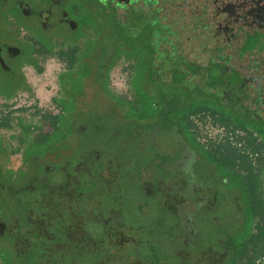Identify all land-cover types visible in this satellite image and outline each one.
I'll list each match as a JSON object with an SVG mask.
<instances>
[{
	"label": "flooded vegetation",
	"instance_id": "obj_1",
	"mask_svg": "<svg viewBox=\"0 0 264 264\" xmlns=\"http://www.w3.org/2000/svg\"><path fill=\"white\" fill-rule=\"evenodd\" d=\"M47 1V8L41 9L26 0H0V15L6 5H12L20 8L23 15L37 18L39 27L44 32H51L63 23L66 33L73 36L82 33L84 24H92L100 45L94 49L95 62L97 59L98 61L89 76L92 81L90 85L98 100L100 83L104 82L109 65L103 59L109 60L114 47L121 42L127 47V55L139 54L141 50L151 51L150 46L162 52L160 68L163 71L160 77L163 81L168 79L175 83L180 79L175 75L184 74L181 79L188 82V88L182 89L186 93L185 97L181 96L182 99L178 100L176 93L180 88L167 87L173 91L171 97L167 98V94L162 96L165 103L152 117H144L146 124L143 128L135 132L128 131L127 147L135 152L150 148L154 152V159L166 156L169 169L174 164L182 165L183 168L187 166L179 159L185 161L191 157L189 151L193 149L184 141L181 129L170 117L177 115L180 119H189L191 114L180 111V108L190 104L185 99L190 100L195 96L190 84H198L200 81L204 85L198 86L202 89L199 98L211 99L218 106L228 109L220 108L222 116L264 125V0H92L88 9L89 16L85 20L79 7L71 14L59 7L64 0ZM56 7L59 14L52 19L51 15L55 11L53 8ZM2 36L0 34V66L8 72L11 71L10 62L19 51L16 45L4 38L2 40ZM66 40L67 35L64 34L58 36L55 42L48 38L44 43L48 47L61 46ZM251 40L253 45L247 47ZM200 41H203L202 47ZM179 48L181 55L177 53ZM180 56L181 61H178ZM207 58L216 62L215 74L218 79L210 77L212 70L206 65ZM135 63L134 61V65ZM231 78L233 83L229 82ZM210 80H220L221 90L217 94L211 91L210 94L206 92L203 95V90H212L206 85ZM146 81L143 76L142 83ZM229 95L231 98L228 101ZM168 99L173 104H166ZM153 119H160L165 125L149 124V120ZM100 122L102 120L96 119L91 122L89 119L76 122L74 133L81 140L79 147L82 150L77 152V161L70 169L67 170L63 164L58 168L57 172L62 176L61 183L51 184V167L43 166L36 171L34 165L35 171L32 174L28 173L23 178L21 175L15 177L17 181L22 179V184H19L5 175L0 165L1 205L9 203L19 208H13L14 211L8 214H0V243L9 245L19 264H99L101 258L96 256L100 251H103L104 259L110 260L109 253L113 256V250L109 252L105 241H100V246L95 250L88 248L84 251V248L74 245L78 233H83L84 222L86 225L94 223L97 218L83 215V206H76L67 199L63 201L59 199L63 195L58 196L74 192L73 196L83 198L84 194L80 187L74 185L75 181L80 182V177L105 180V176H102L104 171L111 180L122 183L120 178L123 179L127 174L123 167L127 166L128 161L122 159L120 154L122 151L119 147L122 145H118V150L112 147L116 142L114 126L111 129L110 126L100 128ZM180 133L182 136H179ZM160 136H163L162 140H155ZM88 137L98 140L92 142ZM143 139L148 142V147L143 145ZM175 141H181L182 147L177 148ZM160 142L168 145L159 144ZM89 150L90 156L86 155ZM206 164L209 166L205 165L206 175L202 177L203 180L199 178L187 182L182 179L183 182L179 183L181 185L177 184L173 171H170L171 180L165 188L166 194L160 197L161 200L157 194L162 180V185L166 186L167 180L163 179L165 173L161 177L159 174L153 181L143 180V190H148V195L152 196L145 197V201H155L158 208H164V211L157 208V214H166L171 219L168 226L171 228L170 243L173 248L171 264H246L242 258L244 251L240 244V230L245 225L252 226L255 217L258 218L257 228L264 224V202L262 209L258 208L257 212L250 214L252 206H261L259 193L251 196L243 193L241 188L231 187L228 177L223 179V184L231 192L219 193L216 166L209 161ZM87 168L95 171L91 173ZM56 188L64 191L56 194ZM43 206V211L38 212L37 209ZM52 206H56L58 211L53 208L56 214L48 224L43 215ZM62 209L65 211L62 212ZM52 232H56L54 239H51ZM40 235L44 239L39 238ZM36 239L41 241L38 248ZM46 243L45 249L41 250ZM247 243L248 241L245 248ZM34 248L37 249L33 250ZM86 253L92 257L89 258V263H84L83 260Z\"/></svg>",
	"mask_w": 264,
	"mask_h": 264
},
{
	"label": "rangeland",
	"instance_id": "obj_2",
	"mask_svg": "<svg viewBox=\"0 0 264 264\" xmlns=\"http://www.w3.org/2000/svg\"><path fill=\"white\" fill-rule=\"evenodd\" d=\"M252 42L251 40V44L249 43L247 47L252 46ZM199 44L202 47L203 41H200ZM179 47H182L181 44ZM114 48L109 60L100 58L109 63L108 69L105 72V80L102 84L100 83V101L96 98L95 92L90 85L92 82L90 79L91 76H87L85 79L84 88L80 93L78 91L76 94L70 95L71 89H67L71 100L73 99L74 101L73 106H68L69 108L63 113L58 127H54L53 124L49 125L50 134L54 136L48 139L49 142H46L44 147L40 145L35 151H32L33 145L31 143V138H36V136L38 137V135L42 134L45 124L47 125V121L44 123L43 121L36 120L38 127L34 129V131H27L29 127L21 129V127L19 128V126L13 124V122L11 124L10 122L9 128H3L4 131L0 132V149H2L0 150V164L4 170L3 173L19 184H22V179L17 181L15 177L21 175L23 178V176L25 177L28 173L32 174V171H35L33 170L34 165L36 171L43 166L51 167L49 175L52 181L51 184L61 183L62 176L61 173L57 172L58 168L63 164L66 169H70L77 161V152L82 150V148L79 147L81 140L77 134L74 133L76 122H84V120L88 119L91 122V120L96 119L99 121L102 120V122H100V128H107L110 126L111 129L114 126L113 133L116 142L112 144V147L118 150V145H122V147H119L122 151L120 154L122 159L128 161L127 166L123 167V170H125L127 174L124 176V178L126 177L125 179L120 178L122 183L118 184L116 180H111L110 177H108L109 175L104 171L102 172V176H105V180H97V178L94 177H80V182L78 180L75 181L74 185L81 188L84 194L83 198L73 196L74 192L67 193L66 195L64 193L58 194L60 191H64L62 188H59V190L56 188L55 193L58 194V196L63 195L61 196L62 198H59L63 201L67 199V201H71L76 206H83V215H87L89 218L90 216L97 218L94 223L86 225V222H84L85 227L83 229L85 230L87 228L93 235L98 233V237L93 238L92 236H86L83 243L80 242V246L85 245L90 250H95V248L100 246L101 240L105 241L104 244L112 248L110 250H113L114 255L112 256L109 253L110 260L104 259L102 254L103 251L99 250L100 252L98 251L99 253L96 256V258L99 256L101 258L99 264H171L173 248L172 243H170L171 228L168 227L171 219L166 214H157V210L161 209V207L158 208L155 201H145V197L151 198L152 196L148 195V190L144 191L142 186L143 180L153 181L159 174L161 177V175L164 174V169L162 168L168 165L169 160L166 159V156L154 159V152L150 148L142 152H135L132 148L130 149L127 147L129 144L127 142V135L129 134L128 131L135 132V130L138 131L143 128L142 126L146 124L144 117H152L161 108L163 102L165 103L162 97L163 95L167 94V98L171 97L173 91H170L167 87L176 86L180 88L176 93V97L178 100H181V96L185 97L184 94H186L182 89L188 88V82L181 79L184 75L182 73H179V76L177 74L175 75L176 77H180L175 83L170 82L168 79L164 81L161 79L160 76L163 70L160 68V65H162L161 57H163V53L158 52L155 47L150 46L151 51L148 49L145 51L141 50L139 54L135 55H133V53L127 55V47L123 42L116 44ZM180 48V51L177 52L178 55H181ZM177 57L178 56H176V58ZM181 58L182 56L178 58V61H181ZM95 59L94 57L92 61L91 58H89L88 62L90 64H95L98 61L97 59L95 62ZM134 61L136 62L135 65ZM206 61V65H209L212 70V75H210V77L218 79L215 74V70L217 69L215 67L217 65L216 62H212L210 58H207ZM168 65H170V62ZM143 76L147 81L142 83ZM235 78L236 77L233 79L236 80ZM233 79L231 78L229 82L233 83ZM219 82L221 81L217 80V82H215L210 80L206 82L208 83L206 84L207 87L210 86L212 90H203V95L206 92L210 94L211 91L216 94L220 92L221 83ZM201 85H204L202 81L198 84H190V89L193 90L192 93L195 96L194 98H190V100L185 99L187 102L189 101L190 106L185 105L180 108V111H185L196 104L209 105L210 108L206 112L210 113L212 110H220V108L228 111V109L218 106L216 102L211 99H205L203 97L200 99L199 97L202 93V89L198 88V86L201 87ZM49 86L51 85L49 84ZM47 90L49 94H51L50 96H57L55 88H48ZM64 92L63 90L62 94H64ZM230 98L231 96L229 95L228 101ZM19 102L22 101L20 100ZM131 102L132 104H130ZM19 104L22 106L23 103ZM166 104L173 103L168 99ZM52 105L53 104L50 103L49 105L41 107L45 108L46 113L44 114H52L53 116L59 112V110H56V107L53 108L54 105ZM20 112H22L21 115L25 118V120L23 119L25 123L30 124L32 120H34L32 117L24 115L27 114L26 111ZM96 115L99 117L97 118ZM170 120H174L176 126L181 129L184 141L193 149L191 152L189 151L191 157H188L185 161L182 158L180 159V162H185L184 166H187L183 169L177 166L172 170L174 176L178 180L177 184L182 183V179H185L187 182H191L193 179H202V177L206 175L205 165L209 166L206 164L208 161L207 158L195 147L193 139L191 135L186 132V129L179 125L180 118L174 115V117H170ZM152 123L156 125L164 124L160 119L149 120V124ZM252 127L259 129L262 134L259 138L264 139V125L250 121L246 130L253 131L257 136V131H254ZM243 133H245V130L238 129V134ZM182 134L180 133L179 136H182ZM162 137L163 136L156 137L155 140L159 142L163 139ZM176 138L177 136L175 139ZM96 139L98 140V138L95 137H88V140L92 142ZM142 142L145 147H148L149 144L146 142V139H143ZM163 143L168 145L166 142H160L159 144ZM177 147L181 148V146ZM86 155L90 156L91 150H89ZM29 161H31V163H29ZM4 166L11 167L7 169L8 167ZM12 168H14L15 171H13ZM87 169L91 171V173L95 171V169ZM7 172H9V174ZM219 174L220 173L217 172L216 175ZM210 181L212 182L213 180ZM168 186L169 181L166 183V187ZM162 196V192L157 194L159 200H161L160 197L162 198ZM37 203L42 204L38 201ZM1 204L2 202L0 200V214H8L14 211L13 208L19 210L18 207L12 206L9 203ZM53 208H56V206H52V208L48 207L46 210L45 217H47L48 220H51V217L56 214ZM43 209L44 207H40L37 211L42 212ZM104 232H106L107 235L105 237L101 234ZM241 241L242 235L240 236V244L242 246L243 243ZM35 244L38 248L41 245V241L36 239ZM89 258L92 259L88 253L84 254V263H89ZM0 264H19V261L13 256V252L6 243H0Z\"/></svg>",
	"mask_w": 264,
	"mask_h": 264
},
{
	"label": "crops",
	"instance_id": "obj_3",
	"mask_svg": "<svg viewBox=\"0 0 264 264\" xmlns=\"http://www.w3.org/2000/svg\"><path fill=\"white\" fill-rule=\"evenodd\" d=\"M26 1L41 9H46L48 6L47 0ZM91 2L92 0H64L59 7L71 14H74L76 9H78L77 7H79L83 12L85 20L89 16L88 9L91 6ZM53 9L55 11H53L51 16L52 19H55L59 14V10L57 7ZM92 27L90 23L84 24V30L77 36L66 33L63 23L51 32H44L39 27L37 18L23 15L18 7L6 5L1 12L0 34L1 36L4 35V37L2 36V40L4 38L9 43L16 45L19 53L10 62L11 71L7 72L0 66V119L2 120H0V128H9L10 122L11 124L13 122V124L19 126V128L21 127V129L29 127L27 131H34L38 127L36 120L43 121L44 123L47 121V125L45 124L42 134L38 135V137L36 136V138H31L33 145L32 151L37 150V147L40 145L44 147L46 145L45 143L49 142L48 139L54 136L50 134L51 132L49 130V125L52 124V117H57L54 127H58L63 113L68 110L69 105L73 106L74 101L73 99L71 100L70 95L76 94L78 91L79 93L81 92L84 88L85 79L89 76V72L94 69L95 64H90L88 59L91 58L92 61L94 60V49L100 45V40L96 37ZM64 34L67 35L68 41L66 40L63 45H52L51 47L45 45L44 42L48 38H51L55 42L58 36ZM74 42H78V44L75 45ZM48 88H55L57 96H50L51 94H49ZM67 89H71L70 95ZM63 90L65 91L64 94H62ZM20 100L22 102H19ZM19 103H23L22 106ZM50 103L54 105H52L53 108L56 107V110H59L53 116L52 114H44L46 113L45 108H41ZM10 105H13L11 109L9 107ZM20 111H26L27 114L24 115L32 117L34 120L30 124L25 123L23 121L25 118L21 115L22 112ZM192 139L195 140L193 133ZM209 163L216 166L212 162ZM4 167H8L7 169H9L11 166ZM12 170L15 171L14 168ZM216 170L220 173L217 186L219 193L231 192V189L226 190L228 186L223 184L225 177L229 178V184H235L231 185V187H240L244 193L243 186L245 182L244 180L242 182L238 180L246 175V170V173H244V169H238V164L232 169L233 171L230 169L226 171L229 173L232 171V176L230 174L223 175V171L221 172L217 166ZM163 179H165V176ZM162 182L163 180L159 184V187L160 192L164 195L166 194L165 188L167 187H164ZM259 182L260 180L258 179L256 192L260 196H263L264 199V175H262L261 185ZM161 209L164 211V208ZM251 227L250 225L249 227L245 225L240 230V236L242 235L241 242L243 243L241 248L244 251L242 258L243 260L245 259L244 261L246 263L249 260L253 261V258L248 256L247 249L245 248L246 241L251 243V237H257L259 234V230L252 234ZM255 241L256 243H252L253 246L256 244V247H264V239H256Z\"/></svg>",
	"mask_w": 264,
	"mask_h": 264
},
{
	"label": "trees",
	"instance_id": "obj_4",
	"mask_svg": "<svg viewBox=\"0 0 264 264\" xmlns=\"http://www.w3.org/2000/svg\"><path fill=\"white\" fill-rule=\"evenodd\" d=\"M190 106V104H189ZM209 105H205V104H196L193 107H189L187 110H185V112H188L189 114H194V113H199V112H206L209 109ZM204 110V111H203ZM183 111V110H182ZM220 112H222V110H212L211 113L214 117V121L218 122L220 124H223L225 126H227V128H230L232 130V132L234 133L235 129H242L245 130V134L242 135L241 137H238L237 140L241 141L242 143V148H238L237 146L233 145L231 143V141H229L228 139H224L221 140L219 142L213 143L208 147H204L203 145L199 144L198 142H196L193 139V142L195 144V147L198 149V151L202 152V155L204 157L207 158V160L209 162L214 163L220 170L221 172L223 171V175L224 174H230L231 176L233 175V168L236 167V164H238V168H242V170H246L247 173L246 175L241 179H239V182H242L244 180V190L245 193H247L248 195L253 196L254 194H256V187L258 184V179L260 180V185L262 184V175H264V139H260L259 137L262 136L261 131L259 129H255L254 127H252L254 129V131H257L258 135L254 136L253 131L250 130H246L247 126L250 124V121L248 120H242V119H235L233 117H225L222 116L220 114ZM56 121H57V117H52V124L53 126L56 125ZM179 125L181 127H184L186 129V132H188L191 137H192V131L189 130V127L192 126V121L189 119H184L181 118L179 120ZM175 146H181L182 147V143L181 141L174 142ZM180 148V147H177ZM249 152H252L253 154H256L255 160L253 161L252 159L249 158ZM180 157V156H179ZM181 159V158H180ZM179 159V160H180ZM180 167L181 169H183L182 165L179 164H174L173 167L167 166V168H164V173H165V178L167 180V182L171 180V178L169 177V172L174 169V167ZM228 169L232 170L230 173L226 172L228 171ZM175 177V176H174ZM176 181L178 182L177 178L175 177ZM234 180V179H233ZM234 183V182H233ZM235 185V184H232ZM261 199V206L257 207V206H252L250 208V214H253L255 212H257L256 210L258 208L262 209L263 208V196H260ZM43 205H45L43 203ZM44 207V206H43ZM56 211H58L57 207L54 208ZM65 211L62 209V212ZM37 213V212H36ZM61 213V210H60ZM65 213V212H64ZM263 213H264V209H263ZM261 214V213H260ZM264 216V214L262 215ZM39 217V216H38ZM43 217L46 219L45 222H47L48 224L52 221V217L51 220H48L47 217H45L43 215ZM86 221V218L84 219ZM90 220V219H89ZM89 222V221H87ZM259 230V234L254 237H251V243H256V239L257 240H261L264 239V224H262L261 226H259L257 228ZM56 232H52V236L51 239H54ZM105 236L106 232L101 233ZM100 234V236H101ZM99 234L93 235L91 232H89L88 230H83V233L80 232L77 235V239L76 241L72 240V243L74 241V245L76 244V246L82 247L84 248V251L88 250V247H86L85 245L80 246V242L83 243V240L85 239L86 236H92L93 238H97ZM39 238H43V235H40ZM102 241V240H101ZM111 243V242H110ZM44 246H47L46 244H43V246L41 247L42 249H45ZM111 246V245H110ZM53 247V245H52ZM254 247V255H258L262 252H264V247H256V244L253 246ZM110 249H112L111 247H108L109 252L111 251ZM56 251V250H55ZM57 252V251H56ZM114 255V253H112ZM54 254H52L53 256ZM253 261L249 260L248 263L246 264H252Z\"/></svg>",
	"mask_w": 264,
	"mask_h": 264
},
{
	"label": "built area",
	"instance_id": "obj_5",
	"mask_svg": "<svg viewBox=\"0 0 264 264\" xmlns=\"http://www.w3.org/2000/svg\"><path fill=\"white\" fill-rule=\"evenodd\" d=\"M9 107L11 109L13 105H10ZM190 120L192 121V126L190 127V130L192 131L197 142L203 145L204 147H208L211 144L219 142L226 138L229 141H231L233 145L237 146L239 149L242 148V143L241 141H238L237 138L241 137L245 133L238 134V129H235L233 133L230 128H227V126L220 124L218 122H215L214 117L210 112H203V113L199 112L196 114H191ZM3 131L4 129L0 128V132H3ZM253 135L256 136V134H253ZM255 157H256V154L249 152L250 159L254 161ZM243 171L244 173H246L245 170ZM257 221H258V218L255 217L253 219V225L251 227L252 233H255L257 231V227H256ZM246 249H247L248 256L253 258L254 264H264V252L258 255H254V247H253V244L250 242H248Z\"/></svg>",
	"mask_w": 264,
	"mask_h": 264
}]
</instances>
